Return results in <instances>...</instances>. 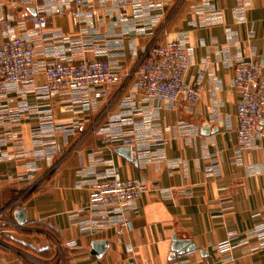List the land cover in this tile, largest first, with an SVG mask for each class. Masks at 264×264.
Listing matches in <instances>:
<instances>
[{
  "label": "crops",
  "instance_id": "0c3cea01",
  "mask_svg": "<svg viewBox=\"0 0 264 264\" xmlns=\"http://www.w3.org/2000/svg\"><path fill=\"white\" fill-rule=\"evenodd\" d=\"M79 1L75 25L77 0H0V44L6 30L32 35L33 18L44 16L38 59L46 50L49 63L106 60L122 76L106 99L74 101L83 93L75 90L0 99L21 117L12 127L20 142L0 143V264H172L175 236L196 247L179 264H264V119L241 149L233 82L241 62L258 61L264 72V0ZM155 41L187 45L185 81L201 88L197 106L133 91L135 68ZM44 81L37 75L36 85ZM111 136L133 140L146 158L126 159ZM113 174L150 187L131 204L128 227L112 208L89 203L95 184ZM95 242L107 244L101 257Z\"/></svg>",
  "mask_w": 264,
  "mask_h": 264
},
{
  "label": "built area",
  "instance_id": "2783aa9c",
  "mask_svg": "<svg viewBox=\"0 0 264 264\" xmlns=\"http://www.w3.org/2000/svg\"><path fill=\"white\" fill-rule=\"evenodd\" d=\"M82 12V3L77 0V8L71 13L75 25L79 23ZM98 12L96 9L91 10L93 15ZM57 13L60 14L61 11L57 10ZM47 24V18L44 16L33 18L34 33L27 38L6 33V30L8 40L0 44V99L3 98L6 104H14L12 100H7L8 96L24 90L48 100L55 99L67 90L83 92L73 95L74 101L84 98L88 100L108 98L110 90L122 81V76L112 71L108 61L74 60L61 56L53 63H49L46 59L53 55L46 50L41 52L45 59H38L40 55L38 49L46 39L44 30ZM189 67L190 54L185 42L155 41L145 50L135 68L133 91L169 104H179L184 100L189 106L195 107L201 98V88L186 83L185 76ZM37 75L44 76L43 84L36 85ZM233 82L240 95L236 108L237 143L241 149H248L259 122L264 119V72L261 64L258 61L237 64L234 68ZM22 95L25 99L27 94ZM20 121L21 117L13 114L11 108L0 106L1 144L5 143L6 138H10L16 144L20 142L19 133L12 130ZM51 126L52 123H43L35 134L39 138L43 136L42 129ZM110 142L129 146L136 158H146L144 152H140L131 139L111 136ZM3 157L5 155L0 151V159ZM149 190L150 187L146 183L139 180H123L118 174H113L95 184L89 194V203L97 210L112 208L113 213L120 216L118 221L120 226L128 227L133 212L131 204L143 199ZM263 239L264 236L259 238ZM227 249V246L218 248L219 251ZM182 256L177 254L176 261ZM121 264L139 263L136 259L130 258Z\"/></svg>",
  "mask_w": 264,
  "mask_h": 264
},
{
  "label": "water",
  "instance_id": "95a60500",
  "mask_svg": "<svg viewBox=\"0 0 264 264\" xmlns=\"http://www.w3.org/2000/svg\"><path fill=\"white\" fill-rule=\"evenodd\" d=\"M116 151L122 156H124L126 159L132 160L134 163L137 162L136 156L132 153V150L129 146L118 147ZM17 217H18L19 223L21 224L25 223V212L24 211L18 212ZM173 242H174L173 247H172L173 255L171 257L172 264H179L176 261L177 254L185 255V254H188L196 250V247L193 244H191L189 241L178 240L176 236L174 237ZM106 248H107L106 242H95L93 243V254L97 255L98 257H101L105 253Z\"/></svg>",
  "mask_w": 264,
  "mask_h": 264
}]
</instances>
